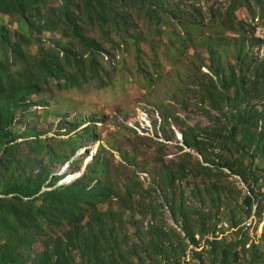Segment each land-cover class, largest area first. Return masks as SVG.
<instances>
[{
    "label": "rangeland",
    "instance_id": "rangeland-1",
    "mask_svg": "<svg viewBox=\"0 0 264 264\" xmlns=\"http://www.w3.org/2000/svg\"><path fill=\"white\" fill-rule=\"evenodd\" d=\"M46 2L53 7L61 4V0ZM72 3L75 4L72 10L84 18L83 6L74 0ZM156 3L147 1L152 11L163 12L162 19L157 21L151 19L139 0H126L124 4L133 11L132 27L124 34L111 30L110 18L106 19L104 28L85 18L86 22L82 23L84 33L97 48L92 49L93 53L69 40L66 25L61 23V13L48 18L47 29H50L37 36L46 49L61 51L60 57L68 50L69 61L78 74H73L69 80L48 79L47 84H41L40 93L29 97L31 108L18 110L15 130L21 136L17 140L19 150L37 157L35 166L28 167L30 172L48 167L59 177V184L79 178L86 165L99 156L100 162L108 165L106 180L115 188L116 197L109 202L117 211L115 220L124 218L122 231L114 237V246L119 250L125 243L147 241L148 230L154 232L158 226L164 227L168 234L160 255H150L149 251L138 255L137 259L141 255L144 257L145 264H222L206 249L201 257L193 253L201 250L202 245L208 248L206 238L214 236L226 242L246 241L240 251L242 264H252L254 256L256 262L253 264H264V161L255 159L253 171L259 174L257 182L252 177L242 180L224 165L218 156L219 143L213 144L212 140L218 134L215 130L226 129L229 123L226 109L211 108L209 100L207 104L203 103L204 93L200 87L210 77L216 79L210 65L214 64L222 72L236 68L235 39L238 35L233 31H221L212 17L217 10L234 6L238 20L245 22L246 30L254 31L249 51L255 63L249 68V77L254 78L256 73L260 77L258 83L254 82L246 103L264 110V0H169L163 6H156ZM176 9L179 10L177 14ZM167 13L173 15L172 20ZM194 20L199 27L198 33L186 24ZM0 21L9 27L13 37L17 36V18L0 14ZM196 34H210L217 39L213 45L219 57L215 61L208 51L209 46L203 43L204 38L196 37ZM189 35L193 37L190 39ZM29 36V50L37 53L38 43ZM18 63L22 64L21 61ZM260 124L264 125V116ZM88 126L89 130L83 133ZM191 127L203 140V153L184 144L183 131ZM29 129L61 155L70 156V160L53 161L44 151L38 153L27 141L35 138L26 135ZM82 133L84 136L75 149V134ZM205 157L209 165L219 170L211 177L212 187L209 176L204 178L197 168V162L205 163ZM172 159L183 164L185 169L179 172L175 187L168 192L160 182L164 165L166 167ZM128 175H132L130 183L135 184L134 196L140 194V200L130 199L120 190ZM253 188L255 195L251 191ZM201 192L207 193L213 201L203 197ZM173 195L178 202L191 208L202 201L210 204L215 225L207 226L205 238L199 235L201 227L197 217L189 219L192 230L199 233L195 235L201 241L198 245L185 240L183 227L186 224L183 225L181 215L174 218L171 211ZM246 195L254 198L250 216L244 202ZM151 203L156 211L151 210ZM98 208L105 210L108 204L99 203ZM235 221L240 223L236 226ZM43 248L44 243L40 240L32 245L31 252L36 254ZM143 250L142 247L141 252ZM231 260L232 256L228 261Z\"/></svg>",
    "mask_w": 264,
    "mask_h": 264
},
{
    "label": "trees",
    "instance_id": "trees-1",
    "mask_svg": "<svg viewBox=\"0 0 264 264\" xmlns=\"http://www.w3.org/2000/svg\"><path fill=\"white\" fill-rule=\"evenodd\" d=\"M74 1L83 6L84 18L81 15L77 16L72 10L75 6L72 0H61L57 7L48 6L46 0H0V14L17 18L19 29L16 32L17 36L13 37L9 27L0 21V264H28L30 261V264H136V261L139 262L137 264H145L144 257L141 255L137 259L138 255L146 251L153 256L160 255L168 237L165 228L158 226L154 232L148 230L150 235L147 241L134 242L130 245L125 243L120 245L118 250L113 241L117 233L122 231L124 218L122 216L121 220H115L117 211L109 204L116 196L115 188L106 180L108 165L101 163L102 159L98 156L86 165L84 173L79 178L68 184H59V177L48 167L30 172L28 167L35 166L37 157L21 153L19 150L17 140L21 136L15 130L18 110L27 111L31 108L29 97L34 93H40L41 84H47L48 79L69 80L77 73L69 61L68 50L60 57L61 51L58 53L46 49L37 36V33L50 29H47L48 18L58 12L61 13V23L63 22L67 29L66 36L72 42L80 43L88 53H93L92 49L96 47L95 42L84 33L82 23L86 22L85 18L90 22H97L102 28L106 26V19L110 18L111 30L117 34H124L132 27L130 18L133 8L124 4L126 0ZM139 1L152 20L162 19L163 12L152 11V7L147 4L148 0ZM167 1L169 0H158L156 3L154 0V3L156 6H163ZM175 11V14L179 12L178 9ZM167 15L170 20L173 19L172 13V17L168 13ZM212 17L216 27L221 31H233L238 35L235 39L236 68L231 67L228 75V72L225 70L222 72L212 64L210 71L216 79L210 77L200 86L204 93L203 103L207 104L209 100L211 108L220 111L226 109L228 116L229 123L226 129H216L215 133L218 134L212 143H219L218 156L232 173L239 175L244 181L252 177L257 182L259 174L254 172L253 168L256 158L264 161V125L260 124L264 110L246 103L254 82L260 81L257 73L254 74V78L249 77V68L255 63L249 51L252 44L250 37H253L254 31L246 30L245 22L237 18L234 6L219 9ZM186 24L198 33L196 20ZM29 35L38 43L37 53L29 50L31 42ZM192 37L189 35L190 39ZM196 37L204 38L203 43L209 46L208 51L215 61L219 57V52L213 45L217 39L212 38L210 34L208 36L196 34ZM102 78L103 76H100V79ZM64 84L68 85L66 81ZM85 130H89V126L83 133L87 132ZM83 133L75 134V149L80 145ZM28 134L35 137L27 141L38 153L44 151L45 156L53 161L70 160V156L61 155V152L47 144L34 130L29 129L26 132V135ZM183 139L187 147L203 153L201 149L203 140L200 135H196L195 128L183 131ZM184 153L190 155L188 152ZM247 160L250 164H246ZM204 162H197V168L205 175L204 178L209 176L208 181L212 187L214 182L211 177L214 172L219 173V170L214 169V165H209L207 157ZM129 164L133 165L132 162ZM184 169L183 164L174 159L169 160L166 167L164 165L161 187L171 192L178 181L179 172ZM133 174L136 172L133 171ZM132 175L125 178L126 182L120 190L127 193L128 198L136 197L140 200V194L134 196L135 184L130 183L133 180H129ZM136 180L138 182V176ZM206 187L209 188L208 185ZM251 191L253 195L256 194L255 188ZM201 195L209 198L210 202L213 201L207 193L201 192ZM253 195L244 197L248 216L253 210ZM170 199L174 218L181 215L183 225L184 222L186 224L183 227L185 240L198 245L199 241L195 238L196 233L189 225V221L197 217L201 227L200 235L205 238L207 226L215 225L212 222L213 212L209 208L210 204L206 205L205 201H202L191 208L183 202H178L174 195ZM99 203H107L108 208L99 209ZM150 208L151 210L154 208L153 203L150 204ZM233 223L237 226L240 222ZM262 237L264 240V229ZM40 240L43 241L44 248L33 254L31 247ZM206 241L208 248L203 245L202 250L193 253L201 257L206 249L214 260H221L222 264L243 263L240 251L246 246V241L242 242L239 239L226 242L225 239L220 240L216 236L212 239L206 238ZM142 247L144 250L141 252ZM168 248L173 249L172 246ZM230 256L231 262L228 261ZM255 258L256 256L251 260L252 264L256 262Z\"/></svg>",
    "mask_w": 264,
    "mask_h": 264
},
{
    "label": "clouds",
    "instance_id": "clouds-1",
    "mask_svg": "<svg viewBox=\"0 0 264 264\" xmlns=\"http://www.w3.org/2000/svg\"><path fill=\"white\" fill-rule=\"evenodd\" d=\"M196 234H199V233H196ZM196 234H195V235H196ZM199 235H200V234H199ZM200 237H201V236H200ZM195 238H196V237H195ZM201 239H202V238H201ZM201 239H200V240H201ZM202 241H204V242H205V240H204V239H203ZM199 242H201V241H199ZM190 244H193V245H194V243H190ZM198 244H199V243H198ZM202 246H203V245H202ZM196 247H198V246H196ZM202 248H203V247H202ZM202 248H201V250H202ZM194 251H197V250H194ZM198 251H200V250H198Z\"/></svg>",
    "mask_w": 264,
    "mask_h": 264
}]
</instances>
